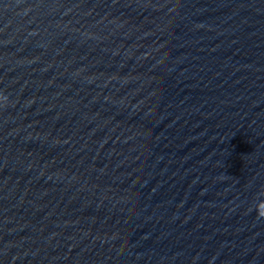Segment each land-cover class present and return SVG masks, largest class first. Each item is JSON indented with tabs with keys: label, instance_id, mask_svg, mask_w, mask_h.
Returning <instances> with one entry per match:
<instances>
[{
	"label": "water",
	"instance_id": "obj_1",
	"mask_svg": "<svg viewBox=\"0 0 264 264\" xmlns=\"http://www.w3.org/2000/svg\"><path fill=\"white\" fill-rule=\"evenodd\" d=\"M0 264H264V0H0Z\"/></svg>",
	"mask_w": 264,
	"mask_h": 264
}]
</instances>
